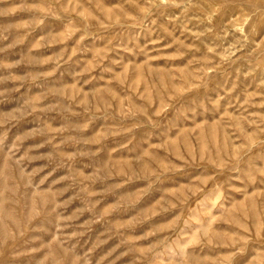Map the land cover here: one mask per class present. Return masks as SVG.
Here are the masks:
<instances>
[{
	"label": "rangeland",
	"instance_id": "rangeland-1",
	"mask_svg": "<svg viewBox=\"0 0 264 264\" xmlns=\"http://www.w3.org/2000/svg\"><path fill=\"white\" fill-rule=\"evenodd\" d=\"M0 264H264V0H0Z\"/></svg>",
	"mask_w": 264,
	"mask_h": 264
}]
</instances>
